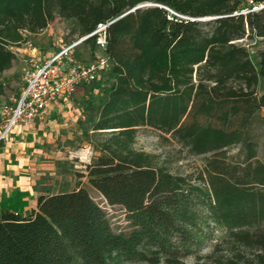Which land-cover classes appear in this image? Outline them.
I'll return each mask as SVG.
<instances>
[{"label": "trees", "instance_id": "16d2710c", "mask_svg": "<svg viewBox=\"0 0 264 264\" xmlns=\"http://www.w3.org/2000/svg\"><path fill=\"white\" fill-rule=\"evenodd\" d=\"M248 1L0 0V77L26 32L61 17L84 38L109 23L105 48L97 35L80 43L112 65L96 81L108 94L93 124L101 156L86 176L129 224L115 230L85 188L44 194L26 214L0 212V264H185L217 233L214 253L233 255L216 264H264V162L254 133L264 125V48L234 42L248 33L264 42V8L244 15ZM146 2L159 6L125 15ZM140 128L209 156L197 171L172 173L136 149Z\"/></svg>", "mask_w": 264, "mask_h": 264}, {"label": "rangeland", "instance_id": "374dc122", "mask_svg": "<svg viewBox=\"0 0 264 264\" xmlns=\"http://www.w3.org/2000/svg\"><path fill=\"white\" fill-rule=\"evenodd\" d=\"M149 3V2H146ZM145 4V3H143ZM213 17L203 18L200 21H209ZM209 28V27H207ZM206 28V29H207ZM27 42L33 44L30 51L26 43L15 48L17 60L14 66L0 77V83L5 92L0 96V106L14 107L19 100L26 83L23 69L29 67L30 55L39 61L46 60L55 53L60 46L77 43L81 40L79 27L76 22L61 17L39 33H25ZM250 35V36H247ZM234 42L250 47L253 51L264 48V42H255L251 34ZM101 49H93L91 44H79L74 51V57L84 63H91L98 56H102ZM113 79H110L111 83ZM107 90H103L99 83L82 85L77 89L71 100L75 112H67L64 117L57 113L50 115L45 121V127L40 131L41 143L37 147L40 164L43 171L39 173L38 181L44 194H57L69 192L78 188H85L90 196L104 209L115 230L129 228L126 214L120 207L110 206L104 197L95 190L88 181L86 167L101 156L96 146L97 140L93 138V124L96 121L95 109L107 97ZM254 133L259 144V159L264 162V125L255 127ZM135 147L138 150L156 155L158 161L166 165L172 173L187 174L204 165L206 156L193 155L188 148L174 141L170 136H164L151 128H140L136 136ZM237 154V148L229 150V157ZM221 233L197 252L184 258L185 264H216L219 259L233 255L230 250L214 253V246L220 242ZM252 258V251L245 253ZM163 264V263H161Z\"/></svg>", "mask_w": 264, "mask_h": 264}, {"label": "built area", "instance_id": "2783aa9c", "mask_svg": "<svg viewBox=\"0 0 264 264\" xmlns=\"http://www.w3.org/2000/svg\"><path fill=\"white\" fill-rule=\"evenodd\" d=\"M264 8V4L248 1V7L241 11L247 15ZM108 24H100L91 36L97 35V44L106 47V30ZM82 40V39H81ZM62 45L46 60L39 61L30 55L29 67L23 69L26 83L17 104L12 107L0 106V144L5 141L22 121H44L53 104L62 100H71L82 84L99 81L103 71L111 68L109 58L98 56L95 61L84 64L74 57L75 48L81 43ZM30 51L33 44H25Z\"/></svg>", "mask_w": 264, "mask_h": 264}, {"label": "crops", "instance_id": "0c3cea01", "mask_svg": "<svg viewBox=\"0 0 264 264\" xmlns=\"http://www.w3.org/2000/svg\"><path fill=\"white\" fill-rule=\"evenodd\" d=\"M71 100L53 104L48 117L55 113L65 117L67 112H75ZM47 118L22 121L0 144V212L10 210L26 214L37 207L38 198L44 195L38 181L37 171L43 168L38 164L37 147H40L39 135Z\"/></svg>", "mask_w": 264, "mask_h": 264}, {"label": "water", "instance_id": "95a60500", "mask_svg": "<svg viewBox=\"0 0 264 264\" xmlns=\"http://www.w3.org/2000/svg\"><path fill=\"white\" fill-rule=\"evenodd\" d=\"M148 6H159V5H156V4H153V3H145V4H141L137 7H135L134 9H132L131 11L127 12L125 15L131 13V12H134L135 10L137 9H140V8H143V7H148ZM200 20H203V19H200ZM90 36H87V37H84L82 38L81 42H83L84 40L88 39Z\"/></svg>", "mask_w": 264, "mask_h": 264}]
</instances>
